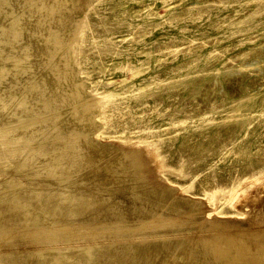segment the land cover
I'll list each match as a JSON object with an SVG mask.
<instances>
[{"label": "rangeland", "instance_id": "rangeland-1", "mask_svg": "<svg viewBox=\"0 0 264 264\" xmlns=\"http://www.w3.org/2000/svg\"><path fill=\"white\" fill-rule=\"evenodd\" d=\"M2 1L0 26L10 28L17 15L21 31L0 42V130L39 137L75 129L81 155L73 161L72 150L52 134L9 158L0 149V198L10 188L22 189L19 208L6 209L16 200H0V251L19 248L15 257L23 264H49L50 256L46 262L29 253L56 245L76 256L90 242L98 256L89 262L82 257V264H109L105 252L121 249L135 226L142 231L129 241L150 240L154 232L188 238L235 233L234 222L245 238L247 229L264 228V0H66L52 13L48 6L55 0ZM77 19H83V35L75 46L48 39L54 29L68 41ZM93 97L99 100L84 110L80 100ZM50 111L60 116L55 120ZM136 150L144 162L140 175L130 168L128 153ZM147 188L178 201L179 210L136 197ZM59 189L82 193L90 203L72 215L49 210L32 220L42 200L54 204L56 198L46 201L45 195ZM163 218L181 224L179 230L159 226ZM110 220L125 224L121 235L128 233L105 232ZM174 254L161 250L156 262L185 263L182 249ZM1 260L10 264L13 258Z\"/></svg>", "mask_w": 264, "mask_h": 264}, {"label": "bare ground", "instance_id": "bare-ground-1", "mask_svg": "<svg viewBox=\"0 0 264 264\" xmlns=\"http://www.w3.org/2000/svg\"><path fill=\"white\" fill-rule=\"evenodd\" d=\"M4 1H2V2H4ZM7 1L8 0H6V2ZM65 5H66V0H55V2L53 4H50L48 6V10H49V12L52 13L58 8H64ZM38 7L40 8L41 6H38ZM20 31H21V26L19 25V17L17 15H14V17L12 18V22H11L10 28H7L6 26H3V25L0 26V42L3 39L7 40V41H12L13 39H16L19 36ZM82 35H83V19H77L75 21V23H74V27L72 29V33H71L70 39L68 41H66V42L62 41L61 38L59 37L58 31L54 30V29L50 30L48 39H50L57 46H65L66 48L70 49L71 47L75 46L76 43H78L81 40ZM10 57H11V55L7 56V58H10ZM16 60H17L16 65H18L19 59H16ZM2 68L5 69L4 66ZM30 85H31L32 88H35L37 86L36 83H31ZM75 95L77 97H80V94H75ZM98 100L99 99H96V97L95 98L93 97L90 100L89 99L86 100V99L82 98V100H80L81 102L79 104L85 110V109H89L91 106H93V104H95ZM18 102H19L18 104L20 106H22L23 109H25L24 99H20ZM44 105L47 108L50 107L49 101L45 100L44 101ZM26 109L30 110L27 107H26ZM52 111H50L49 113H52V115H54V118L56 120L58 118V116H60V115L57 112H52ZM42 115H46V114L44 113ZM18 124H20V123L19 122L16 123V125H18ZM13 125H15V124H13ZM3 127H6V126H3ZM53 129H57V123L56 122L52 126V130ZM7 133H8V128H4V129L0 130V149L3 150L2 153L5 155V158L12 157L13 156V153H12L13 150L20 149V150L24 151L25 148H27V149L32 148V144L34 143L35 140H41V138L39 139L40 136H42V137L44 136L42 138L43 141L41 140L42 141L41 143L44 144L45 140L47 138H49V136H50L49 134H52V139H54V140H56V139H59V141H60V139L63 140L64 141L63 145L66 148L65 150H67V151L70 150V152L72 150L71 154H72V157L74 158L73 161H76V159L79 157V155H81V153H79L80 151L78 150V148H79L78 147V138L80 136V132L75 130V129L70 130L68 133H63L60 130H56L55 132H51V133L44 131V132L40 133L41 135L39 137L33 136V135H26V134H23V135L16 134V135H13V136H9ZM49 139H51V137ZM128 155H130V160H131L130 161V168L132 169V171L136 175H140L141 172L144 170L143 169L144 168L143 167L144 162H143V159H142V155L139 153L138 150L133 151L132 153L129 152ZM21 190L22 189H18L16 187H14V188H10L9 190H6L2 194V198H0V200L6 201L7 204H11L10 201L12 199L16 200V201H14V203L12 205H8V207H6V209L8 208L10 210L11 208H15V207L19 208L20 204H21L20 206H22V201L19 199V197H20L19 194H20ZM59 190H57V192H52V193H58V196H54L51 192H49V194L45 195L46 197L44 199L46 201H51L53 198H56V199H54V204L53 205L48 206L49 203L45 202L44 200H42L41 201L42 203L39 202L40 204H42L40 207L39 206L35 207V204H34V206H32L33 207L32 209H34V207L36 208L33 211V213H32L34 215V217H33V215L30 217V218L33 217L32 220H36L35 217H38L40 212L43 211V212H45L47 214V212L49 210L53 211L55 213H59V212L61 213L62 212L66 216H68L70 214L72 215V214L76 213V207L88 205L90 203L89 202V198H87L82 193L81 194H73L72 192L69 193L67 190L66 191H61L60 190L61 192ZM262 191H263V189H262ZM30 192L34 193L33 191H30ZM143 193L144 194H139L138 192H136V195L139 194L136 197L138 198V196H139L140 198H142L141 199L142 201H144L143 199H145L146 201H149V202L154 203V204L162 205L163 207L168 208V209L179 210L180 204L177 203L178 201L164 200L163 198H157V195H155V191L152 188H147L146 192H143ZM33 196L40 200V197L42 196V194H39V195L35 194ZM257 200H258V198L251 199L250 200L251 202H249V203H255ZM191 202L192 201H190V203ZM194 204H195V202L192 203V205H194ZM9 206H10V208H9ZM23 206L26 207V206H28V204L23 205ZM195 207H196V205H195ZM195 207L193 209L194 211L196 210ZM3 208H5V207H3ZM20 210L22 211L23 207ZM26 210H28V209H26ZM23 212L25 213V212H28V211H22V214H23ZM19 214L20 213H17L18 216H20ZM29 214H31V213H29ZM50 214H53V213H50ZM118 214L119 213H117V216H119ZM121 215H123V213ZM12 216H14V215H12ZM28 218L29 217H27V219ZM96 218H97V216H96ZM121 218H123V217H121ZM108 219H111V218H108ZM105 221H106V219H105ZM110 221H109V223H107L108 227H109L108 228L109 230H107V228H106L105 232H107V231L109 232V231L114 229L113 231H116L115 234L118 235V233H119V236L115 235L117 237L123 236L124 234L126 235L128 233L127 232V233H124L123 235H121L123 233V230H124L123 229L124 226L122 227L123 223L122 224L118 223V220L116 222L115 221L114 222L111 221V223H110ZM119 221H120V219H119ZM122 221H124V219ZM35 222L36 221H34L32 223H35ZM60 222H58V223H60ZM62 222H61V224L63 225ZM42 223L43 222H41V224ZM56 223H55V226L57 225ZM124 223H127V222L124 221ZM45 224H47V223H45ZM45 224L43 226H45ZM50 224H52V223H50ZM98 224H101V223L99 222ZM65 225H63V227ZM95 225H96V223H95ZM101 225L98 226V227L101 228ZM119 225H120V227L123 230L119 227ZM123 225H125V224H123ZM178 225H181V224L177 223L172 218H163V219H161V221L159 223V226H163V227L170 226L171 229L174 230L175 232L177 230H179ZM41 226H39V227L41 228ZM50 226L52 227V225H50ZM96 226H94V227H96ZM233 226H235L236 230H237L238 229L237 227L241 226V224H239L238 222H234ZM28 227H30V226H28ZM51 227H48V228H51ZM138 227H139V225H138ZM140 227H141V229H144V232H147L146 230H147L148 227L150 228V226H147V225H142ZM235 227L234 228L232 227V229L234 230ZM0 228H1V226H0ZM67 228H66L65 232L67 231ZM103 228L105 229V227H103ZM118 228H120L119 230L122 231L121 233L118 232ZM126 228L130 229L131 227L129 225V227H126ZM136 228H137L136 226L132 227V230H131L130 234H135V235H132V237L133 236L135 237L136 234H139L142 231L140 229H137V230H139V231H137ZM57 229L62 230V228H57ZM68 229H70V232H71L72 228H68ZM91 229L93 230L94 228H91ZM95 229H98V228H95ZM43 230H46V229L43 228ZM51 230H53V229H51ZM101 230H102V228H101ZM236 230H235V233L232 230L231 231L233 233L229 232V230H227V231H225V233L214 232V233L209 234V235H204V236L203 235H199V236L194 237V238H188V236L185 237L186 235L182 236L180 233H179L180 235L178 233H175V234H168V233L165 234L164 233V234L155 236L156 232H154L155 233L154 234L155 237L152 236V238L150 240H148V238L147 239L144 238L143 240H137V241H135V240L129 241L131 235L127 234L130 237L129 238H125V240L126 239H129V240L124 241L123 243L121 242L122 246H121V249L119 247L120 250L119 249L117 250L114 247H109V246H108L109 247V249H108L107 246H106L105 250L108 249V252L106 251L105 253H107L108 256H107V258L106 257H104V258L107 259V260L111 259V262L113 261V263L110 262L111 264H167L164 260L162 262H156L155 258L157 256V254L161 250H164L167 254H170V256L172 257V256L175 255L174 254L175 250L177 248H180V249H182L183 252L186 253V255H185L186 259L183 260L185 263H183V264H206V263L202 262V260H203V259L201 260L202 256H206V257L210 258L208 260L209 262H207V263H210V264H238V263L239 264H264V247H262V250H260L261 247L259 246V244L264 242V228L259 229L258 227H253V228H250V229H247V230L244 229V230H246V232H248L247 235H246L247 238L243 237V234H245L242 231L243 229H241V230L239 229L240 232H243V233H239V232H237L238 230L237 231ZM33 232H34V230H33ZM35 232H36V230H35ZM39 232H41V231L39 230ZM39 232L37 234H39ZM48 232H49V230H48ZM67 232H69V230ZM101 232L103 233V231H101ZM124 232H126V231H124ZM148 232L150 233L151 231L149 230ZM236 232L239 233V234L237 235ZM44 233H42V234H44ZM51 233H53V232H51ZM72 233H74V232H72ZM111 234H113L112 231H111ZM31 235H33V234H31ZM57 235H60V232ZM63 235H64V231H63ZM71 235L70 236H64V237H68V238L71 237L72 238L73 235L72 236ZM99 235H102V234L99 233ZM35 236H39V235H35ZM47 236H49V235H47ZM97 236H98V234H97ZM49 237H52V235H50ZM58 237H60V236H58ZM141 237L143 238L144 236L141 235ZM147 237H151V236H147ZM139 238L140 237H138L137 239H139ZM193 239H196L194 241L195 243H193V241H192ZM44 240L45 239L43 238V241H42L43 243L42 244H45ZM50 240L52 241V239H48L47 238L46 239V243L50 244V243L53 242V241L49 242ZM58 240H60V239L58 238ZM58 240L56 239L54 241L56 243H58L57 242ZM120 241H118V242H120ZM64 243H65V241H64ZM92 244L90 242L87 243V245L85 244L86 246H83L82 248H80V250H79L78 254H76V256H74L73 253L70 255L69 252H70L71 249L68 250L69 251L68 252L65 249L63 250L61 248V246L60 247H56V245H48L45 248L44 247L43 248H38L37 247L38 245H37L36 246L37 248H35L36 250H34L32 248L34 250V252H32L33 250L30 253L28 252V250H27V252L29 253L30 256L33 254L35 256L40 257L41 259H38V260H41V261H42V257L43 256L45 257V259L47 258L46 257L47 255L50 256V259H52V261L49 259L50 260L49 264H51L52 262H58V261L67 262V260H69V259L72 260L71 261V262H73L72 264H82V260H83L82 257H84L87 261L88 260L90 261L92 258H96L98 256L97 250L95 251V249H94L95 246L92 245ZM262 244H264V243H262ZM262 244H261V246H262ZM118 245H120V244H117V247H118ZM71 247H73V245H71ZM75 247H76V245H75ZM259 247H260V249H258L257 251H253L254 248H259ZM18 249L14 250V248H11V249L10 248H6L7 251L5 249H4V251H0V264H4L1 259H3V257L5 255L6 256H12L13 260L10 262V264H23L24 263L23 261H20V260H18L19 259L18 257L17 258L15 257V256H17V254H19L17 252ZM19 250H21V249H19ZM101 252L104 253L103 250ZM23 253L24 252L22 251V254ZM74 253H76V251ZM105 253L103 255H106ZM25 255H24V259H25ZM19 257H21V256H19ZM27 258H29V257H27ZM29 259H32V258L30 257ZM36 260H33V261L36 262ZM109 261H107V262H109ZM46 262H47V259H46ZM204 262H205V259H204ZM25 263L29 264V262H25ZM40 263L41 262H39V264Z\"/></svg>", "mask_w": 264, "mask_h": 264}]
</instances>
